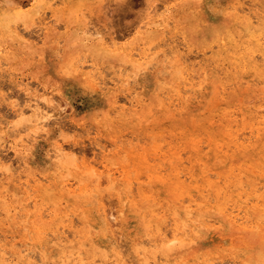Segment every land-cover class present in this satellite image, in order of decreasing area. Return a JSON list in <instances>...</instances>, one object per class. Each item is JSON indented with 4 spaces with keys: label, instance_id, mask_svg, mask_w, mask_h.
Segmentation results:
<instances>
[{
    "label": "rangeland",
    "instance_id": "rangeland-1",
    "mask_svg": "<svg viewBox=\"0 0 264 264\" xmlns=\"http://www.w3.org/2000/svg\"><path fill=\"white\" fill-rule=\"evenodd\" d=\"M11 2L13 0H0V18L6 16ZM61 2L79 3L83 0ZM190 2L195 4L197 0ZM229 2L245 3L248 9L255 12L257 9L253 8V4L261 5V0H223L225 6ZM215 23L223 26L218 38L211 32L206 37L204 34L200 37L201 41L207 40L209 52L201 48L198 53H188L189 59L182 76L162 74L158 80H153L151 87H147L143 82L139 88L135 85L131 90L123 87L122 75L127 77L128 69H122L120 60L117 59L114 63L110 60L107 64L105 75H110V79L101 80L107 91L97 92L95 95L90 92L85 95L83 84L92 70V53L95 52V48L91 45L85 46L82 41L77 47L73 40L68 38H65V47L68 49L69 58L83 54L79 75L74 76L71 82L62 84L61 79L67 78L57 79L55 68L51 72L28 68L27 72L21 73L24 83H27L34 93L39 92L52 98L61 90L65 94L72 93L75 103H71L67 108L69 115L73 112L80 117H83L85 112L97 114L94 118L100 121L103 132L98 137L103 151L100 159L93 164L92 155L95 153L92 152L89 143L87 152L77 153L79 163L72 160L57 163L54 154L51 158L48 157L49 146L45 141L44 146L33 152L34 162L30 165V173L25 172L21 175L22 166L19 161L16 171L0 172V182L4 184H7L6 181L10 178L15 182L18 177L21 180L33 175L41 177L44 174L50 177V181L42 178L43 187H47L44 190L12 192L8 195L0 193V243L3 245L0 254L3 253L4 259L12 252L14 244L16 255L19 256V242L24 236L16 220L17 216H14L16 209L26 217L29 212L34 216L38 215L37 212L44 208L45 214H50V219L59 223L60 231L65 228L72 231L74 227L86 225L91 227L95 234L101 226L100 221L103 220L101 213L108 209L119 216V212L124 209V202L127 201L126 215L129 218L128 226L132 229V236L137 235L136 229L146 218L155 223L154 212L156 217L166 212L170 217L173 215L180 217L182 233L180 238L183 239L187 209L191 208L195 215L190 218L187 237L195 239L197 244L195 247L188 246V249L183 251L191 260L194 259L193 263L202 264L209 258L207 252L209 248H223L226 241L227 247L235 248L240 264H245L246 252L242 246H230L229 236L224 235L211 240L209 234L203 232L215 228L225 230L217 221L219 208L224 209L225 214L229 211L236 213L238 209L242 214L245 206L252 209L257 203L253 198L254 194L264 195V104L259 112L253 110L254 104L262 102L260 98L264 97L262 85L264 65L261 63L264 58H259L261 55L257 44L250 43L248 35L251 32L245 30V24H238L235 17L225 23L223 16ZM83 39L90 40L91 37ZM213 40H216L214 46L211 43ZM247 46L255 49L254 57L250 58L248 53L242 52ZM132 51V48L128 49L129 54ZM239 53L241 56H238ZM9 54L17 61L11 64V68L24 67L23 60L19 58L31 55L21 48L18 41L13 42L5 19L0 22V55L7 57ZM136 54L139 55L138 52ZM101 63L104 61L101 60ZM201 69H207L209 73L203 90L200 88ZM37 71L40 74L33 80L32 77L37 75ZM252 77L255 80H252ZM45 83H48L46 89ZM222 85L226 87L225 91H222ZM258 91L262 93L259 94ZM245 98L251 100L246 101ZM256 120H260L261 123L258 124ZM254 121L255 125L250 127ZM252 128L253 133H250ZM96 165L104 166L102 179L105 183L111 174L117 192L112 197L92 204L86 193L93 187L89 171ZM177 172L179 181L174 176ZM49 182L51 184H48ZM125 187L128 197L124 193L126 199H120L119 191ZM174 194L178 195L175 202L169 198V195ZM29 198L32 201L31 209L24 206ZM161 204L163 208L160 207ZM259 204L258 208L262 205ZM156 208H159L158 212L155 211ZM249 218L254 220L251 215ZM175 223L173 220L168 229L174 228ZM237 223H242V219L238 218ZM260 226H264V217L260 219ZM84 231L87 234L86 230ZM98 238L103 240V234L101 233ZM179 261L187 264L182 259Z\"/></svg>",
    "mask_w": 264,
    "mask_h": 264
},
{
    "label": "snow or ice",
    "instance_id": "snow-or-ice-1",
    "mask_svg": "<svg viewBox=\"0 0 264 264\" xmlns=\"http://www.w3.org/2000/svg\"><path fill=\"white\" fill-rule=\"evenodd\" d=\"M253 7L257 9L255 13L249 11L245 3L225 6L223 0H197L195 4L190 0H83L79 3L13 0L0 22L7 20V30L13 42L18 41L31 55L19 58L25 66L17 68H11V64L17 62L11 54L7 57L0 55V172L16 171L19 161L21 175L30 173L33 152L44 146L45 141L49 146L48 157L54 154L57 163L66 160L79 163L77 153L87 152L89 143L95 153H89L92 163L100 159L103 150L98 137L103 132L100 121L94 118L97 114L85 112L80 117L73 112L69 115L67 108L75 103L72 93L65 94L61 90L55 98L34 93L30 87L25 88L21 76L28 68L47 72L55 68L57 79L67 78L61 79L62 84L78 76L83 54L69 58L65 38L72 39L77 47L82 41L85 46L95 48L92 70L83 84L85 95L107 91L101 80L110 79V75H105L107 64L117 59L122 69H128L127 77L122 75L123 87L131 90L135 85L139 88L141 82L151 87L153 80H158L162 74L182 76L188 53L198 52L201 48L208 50L207 40L201 41V34L206 37L211 32L218 38L223 26L215 21L220 16L224 17L225 23L235 17L238 24H247L250 32L258 33L260 55L264 57V0L260 6ZM89 36L90 40L83 39ZM215 43L213 40V46ZM129 48L133 49L131 54ZM261 63L264 65V61ZM39 74L37 71L32 79H37ZM208 75L207 69L202 71L201 90ZM44 87L46 89L48 83ZM40 101H43L42 105ZM105 126H108L107 120ZM104 171L102 165L89 171L93 187L86 196L92 204L117 192L111 174L106 183L103 181ZM125 190L126 187L120 189V199H123ZM208 196L210 198V193ZM24 206L32 208L30 198ZM126 209L127 201L119 216L105 215L95 234L86 225L74 227L72 231L65 228L61 232L59 223L52 221L44 208L38 215L29 212L26 217L18 209L16 220L24 233L19 242V256L14 244L12 252L0 260V264H172L170 259L162 258L170 257L177 246H196L197 241L187 237L190 218L195 215L193 209H187L183 239L180 238V217H170L166 212L159 217L154 212L155 223L146 218L136 229L137 235L132 236ZM155 211L158 212L159 208ZM173 220L176 223L174 230L170 231L168 226ZM101 233L103 240L98 238ZM224 243L223 248H209V258L202 264H240L235 248L230 249L227 242ZM261 257L258 264H264V245ZM245 264L252 262L245 261Z\"/></svg>",
    "mask_w": 264,
    "mask_h": 264
},
{
    "label": "bare ground",
    "instance_id": "bare-ground-1",
    "mask_svg": "<svg viewBox=\"0 0 264 264\" xmlns=\"http://www.w3.org/2000/svg\"><path fill=\"white\" fill-rule=\"evenodd\" d=\"M230 1V0H229ZM245 1V0H243ZM254 2V1H253ZM225 3V2H224ZM239 3V2H238ZM249 3V2H248ZM252 3V2H250ZM226 4V3H225ZM230 4V2H229ZM234 4V3H233ZM5 5V4H3ZM255 5V4H253ZM3 7V6H2ZM254 8V7H253ZM249 11L255 13V11H252L251 9H248ZM237 21V20H236ZM227 28V27H226ZM225 28V29H226ZM247 29V31H250L249 28H248V25L245 24V30ZM237 30V29H236ZM250 34V33H249ZM238 35V34H237ZM249 38L252 37V36H255V39H249L251 42L250 43H255L257 44L258 46V50L259 52H261V44L259 42V36L258 34H254L251 32L250 35H248ZM221 37V36H220ZM216 38V37H215ZM211 40V39H210ZM222 42V41H221ZM220 42V43H221ZM212 43V42H211ZM248 43V44H250ZM208 44V43H207ZM223 45V44H222ZM244 46V45H243ZM241 46V47H243ZM213 48V47H212ZM254 51L255 49L253 48H250L249 46L247 47H244V51L242 50V52L244 53H248V55L250 56V58L253 56L254 57ZM209 52V50H208ZM230 52V50L228 51ZM239 52H240V49H239ZM139 53V52H138ZM198 53V52H197ZM233 55V54H232ZM259 55V54H258ZM238 56H241L240 53ZM229 57V56H228ZM248 58V59H250ZM259 58H264V57H259ZM228 59V58H227ZM230 59V58H229ZM257 59V58H256ZM261 59V60H262ZM200 59H198L199 61ZM220 60V59H219ZM232 60V59H231ZM235 60V59H233ZM238 60V59H237ZM236 60V61H237ZM260 60V59H259ZM211 61V60H210ZM197 62V61H196ZM243 62V61H242ZM241 62V64H242ZM203 64V63H202ZM239 64V63H238ZM234 65V64H233ZM231 66V65H230ZM190 67V66H189ZM198 67V66H197ZM231 68V67H230ZM238 68V67H237ZM215 69V68H214ZM203 71V69H201ZM236 70V69H235ZM217 71V70H215ZM213 73V72H212ZM211 73V74H212ZM232 73V71H231ZM220 76V75H219ZM240 79V78H239ZM252 80H255L254 77H252ZM104 81V80H103ZM223 81V80H222ZM241 81V80H240ZM246 82H248V80L245 79ZM244 81V82H245ZM262 81V80H261ZM242 82V81H241ZM264 82V81H263ZM261 83V82H260ZM226 84H229V83H226ZM225 84V85H226ZM232 84V83H231ZM218 85V84H216ZM248 85V83H247ZM250 85H251V82H250ZM264 86V84H262ZM261 86V85H260ZM262 86V87H263ZM29 86L27 83H25V88L27 89ZM211 87V86H210ZM188 88V87H187ZM220 90V89H219ZM226 90V87L224 85H222V91H225ZM173 92V91H172ZM199 93V92H198ZM251 93V92H250ZM257 93V92H255ZM258 93H262L260 91H258ZM257 93V94H258ZM200 94V93H199ZM256 94V96H258ZM264 94V93H263ZM201 95V94H200ZM218 95V94H217ZM254 95V94H253ZM251 95V96H253ZM185 96V95H184ZM202 97V96H201ZM261 97V96H260ZM166 98V97H165ZM177 98V97H176ZM252 99V97H250ZM250 98H248L249 100H251ZM33 99H35V97H33ZM246 101H248L247 98H245ZM260 100L262 102H260L259 104H254V112H259L261 107L263 106L264 104V97H261ZM129 101V100H128ZM130 101L132 102L133 100L130 99ZM196 101V99H195ZM245 101V100H243ZM136 102H138L136 100ZM175 103V102H174ZM40 104L42 105L43 104V101L41 102L40 101ZM177 104V103H176ZM212 104V102H211ZM216 104V103H215ZM115 105V104H114ZM249 105V104H248ZM116 106V105H115ZM203 106V105H202ZM235 106V105H234ZM251 106V105H250ZM213 109V108H212ZM241 110V109H240ZM262 111V110H261ZM242 112V111H241ZM163 113V112H162ZM186 115V114H185ZM237 116V115H236ZM235 116V117H236ZM224 117V116H223ZM245 117V116H244ZM256 117V116H254ZM253 117V118H254ZM215 119V118H214ZM262 119V118H261ZM264 119V118H263ZM218 122V120H217ZM231 122V121H230ZM228 122V123H230ZM256 122L259 124L261 123L260 120H256ZM255 121L251 123L250 127L254 126ZM234 123V122H233ZM257 124V125H258ZM234 125V124H233ZM245 128V127H244ZM228 129V128H227ZM183 131V130H182ZM241 131H243L241 129ZM240 131V132H241ZM247 131V130H246ZM255 131V130H254ZM239 134V132H237ZM250 133H253V128L250 130ZM249 133V134H250ZM223 134V133H222ZM256 135V134H255ZM239 136V135H238ZM246 136V135H245ZM254 136V135H253ZM210 137V136H209ZM237 137V136H236ZM241 137V136H239ZM247 138V137H246ZM252 138V137H251ZM250 138V139H251ZM235 139V137L233 138ZM239 139V138H237ZM236 139V140H237ZM193 141V140H192ZM243 141V140H241ZM249 142V141H248ZM215 143V142H214ZM219 143V142H218ZM205 145V144H204ZM241 145V144H240ZM233 146V145H232ZM102 147V146H101ZM100 147V148H101ZM204 147V146H203ZM103 148V147H102ZM223 148V147H222ZM233 148V147H232ZM54 152V150H53ZM174 154V153H173ZM195 158V157H194ZM170 159V158H169ZM241 161V160H240ZM239 161V162H240ZM180 163V162H179ZM181 164V163H180ZM179 165V164H178ZM201 165V164H200ZM181 167V166H180ZM161 169V168H160ZM185 169V168H184ZM234 170V169H233ZM159 171V170H158ZM111 173V172H110ZM179 172H177L174 176L176 177L177 181H179V175H178ZM181 174V173H180ZM209 174V173H208ZM211 175V174H210ZM214 175V174H213ZM240 175H242V173L240 172ZM183 176V175H181ZM186 176V175H185ZM189 176V175H188ZM215 176V175H214ZM229 176V175H228ZM227 176V177H228ZM233 177V176H232ZM244 177V176H242ZM42 178H46L48 179V181H50V177H47L45 176L44 174L39 175V177L33 175L31 177L27 176L24 180H21L20 177H18L16 179V181L14 182L12 178H10V180H7L6 183L7 184H4L2 181L0 182V184H2V187H0V193H4V194H11L12 192H23V193H27L29 192L30 190L32 191H39V190H44L46 188L43 187V179ZM54 178V177H53ZM149 179V177H148ZM186 179V177L184 178ZM198 179V178H197ZM32 180L33 183L30 181ZM104 180V179H103ZM209 180V179H208ZM220 180V179H219ZM225 180V179H224ZM45 181V179H44ZM47 181V180H46ZM55 181V180H54ZM105 181V180H104ZM200 181V180H199ZM222 182V181H221ZM48 184H51L50 182ZM148 184V183H146ZM259 185V184H258ZM88 186V185H87ZM259 187V186H258ZM92 188V187H91ZM130 188V187H129ZM132 188H134L132 186ZM261 188V187H260ZM146 189V188H145ZM14 190V191H13ZM48 190V189H47ZM223 190V189H222ZM130 192H132L130 190ZM136 192V191H135ZM125 195L128 197V192H127V188L125 190ZM138 194V193H137ZM211 194V193H210ZM226 194V193H225ZM30 196V195H29ZM126 196H123L124 199H126L125 197ZM204 196V195H203ZM169 198L172 199V201H177L178 199V195L177 194H174V195H169ZM249 197H247L248 199ZM253 198L256 199V204L253 206V208L251 209L250 206H245V208H243V213L240 214V211L238 209V211L236 213H234L233 211H229L228 214H225L224 213V209L222 208H219L218 209V212H219V216H218V219L217 221L220 223V225L225 229V230H219L220 228H215V229H211V230H206L204 231L203 233L208 235L211 237V240H216V238H220L224 235H227L229 236L228 239H229V245L230 246H234V245H239V246H242L243 250L246 252L247 256L245 258V261H250L252 262V264H258L259 260L262 258L261 257V247L262 245H264V226H260V219L264 217V195L262 194H254L253 195ZM137 199V198H136ZM185 199V198H184ZM229 203V202H228ZM259 203H261V207L258 208V206L260 205ZM185 204V203H184ZM256 207V208H255ZM163 208V207H162ZM14 209H16V206L14 207ZM229 209V208H228ZM107 210V212H106ZM103 211L102 216L101 218L104 219V216L106 215L107 217H111L114 215V213L112 212V210H109L106 209ZM130 211V210H129ZM101 212V211H100ZM21 213V212H20ZM18 214V209L15 210V214L14 216H17ZM22 214V213H21ZM37 214H39V211L37 212ZM100 214V213H99ZM177 214V213H176ZM23 215V214H22ZM179 215V214H178ZM250 215L253 216L254 220H250ZM255 216V217H254ZM239 219H242V223H237V220ZM216 221V222H217ZM112 223H116V221H112ZM72 225H70L71 227ZM74 226V225H73ZM211 228V227H210ZM209 228V229H210ZM168 230H174V228H170ZM64 231V230H63ZM61 231V232H63ZM195 231V230H194ZM231 248V247H230ZM1 249H3V245L0 243V253H1ZM184 249H188V246H184L183 248H181L180 246H177V248L174 250V252L172 253V255L170 257H163L165 259H170L172 261V263H175L179 260H184L187 264H194L193 263V260H191V257L189 255H186V253L183 251ZM194 248H192L193 250ZM187 251V250H186ZM2 256V258L0 260H3L4 259V255L3 253L0 254ZM0 256V257H1ZM204 256V255H203ZM145 259H147V257H145ZM199 261V260H198ZM181 262V261H179ZM182 264V262H181Z\"/></svg>",
    "mask_w": 264,
    "mask_h": 264
}]
</instances>
